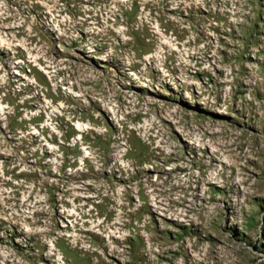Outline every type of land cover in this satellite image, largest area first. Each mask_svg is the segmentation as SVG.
Here are the masks:
<instances>
[{
    "label": "rangeland",
    "instance_id": "1",
    "mask_svg": "<svg viewBox=\"0 0 264 264\" xmlns=\"http://www.w3.org/2000/svg\"><path fill=\"white\" fill-rule=\"evenodd\" d=\"M0 264H264V0H0Z\"/></svg>",
    "mask_w": 264,
    "mask_h": 264
},
{
    "label": "bare ground",
    "instance_id": "2",
    "mask_svg": "<svg viewBox=\"0 0 264 264\" xmlns=\"http://www.w3.org/2000/svg\"><path fill=\"white\" fill-rule=\"evenodd\" d=\"M110 152H111V150H110Z\"/></svg>",
    "mask_w": 264,
    "mask_h": 264
}]
</instances>
